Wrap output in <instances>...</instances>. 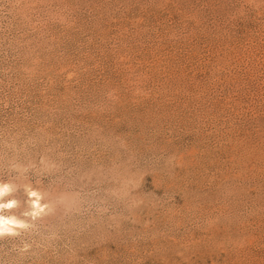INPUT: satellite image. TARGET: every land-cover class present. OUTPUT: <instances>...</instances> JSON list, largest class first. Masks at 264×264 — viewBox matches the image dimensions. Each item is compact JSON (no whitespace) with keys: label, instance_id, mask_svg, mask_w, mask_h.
<instances>
[{"label":"rangeland","instance_id":"obj_1","mask_svg":"<svg viewBox=\"0 0 264 264\" xmlns=\"http://www.w3.org/2000/svg\"><path fill=\"white\" fill-rule=\"evenodd\" d=\"M0 187V264H264V0H0Z\"/></svg>","mask_w":264,"mask_h":264},{"label":"bare ground","instance_id":"obj_2","mask_svg":"<svg viewBox=\"0 0 264 264\" xmlns=\"http://www.w3.org/2000/svg\"><path fill=\"white\" fill-rule=\"evenodd\" d=\"M4 191H5L4 188L0 187V197ZM10 205H11V201H7V202L0 201V206L1 207L3 206V208L6 207L7 209H9L11 207ZM15 228H16V221H13L10 215L8 214L3 215L0 213V234L13 231Z\"/></svg>","mask_w":264,"mask_h":264}]
</instances>
